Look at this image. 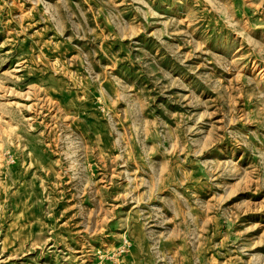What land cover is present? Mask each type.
Masks as SVG:
<instances>
[{"label":"rangeland","instance_id":"374dc122","mask_svg":"<svg viewBox=\"0 0 264 264\" xmlns=\"http://www.w3.org/2000/svg\"><path fill=\"white\" fill-rule=\"evenodd\" d=\"M0 264H264V0H0Z\"/></svg>","mask_w":264,"mask_h":264}]
</instances>
